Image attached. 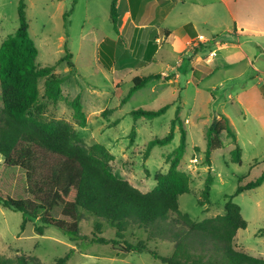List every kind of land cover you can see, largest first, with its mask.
I'll return each mask as SVG.
<instances>
[{"label": "rangeland", "instance_id": "374dc122", "mask_svg": "<svg viewBox=\"0 0 264 264\" xmlns=\"http://www.w3.org/2000/svg\"><path fill=\"white\" fill-rule=\"evenodd\" d=\"M18 4L19 0H0V47L5 39L17 31ZM26 4L29 33L39 51L37 65L40 68L54 66L55 72L65 79L62 84V96L57 103L44 96L45 79H41L39 100L30 114L40 115L45 120L69 122L88 148L101 144L110 151L114 160L109 163V167L116 176L129 181L142 192L152 190L156 186L155 175L169 170L170 155L180 145L179 124H176L178 132L175 133L174 140L168 145L156 146L146 157L147 144L155 138H164L170 132L171 122L176 115V104L181 99L180 88L187 84V80H180L174 96L171 88L173 84L167 83L164 78H178L176 73L166 70L162 73L161 80L150 81L129 101L122 104V100L133 86L135 76H145L161 70L171 60L161 58L164 54L160 53L153 63L139 65L137 60H129L123 54L125 45L120 44V58L116 60V68L106 69L100 62L99 42L103 37L114 34L110 21V0H26ZM71 9L70 16L65 19V13ZM66 47L73 55L74 69H71L67 62H59L66 55ZM210 57L209 55L208 58ZM174 62L175 60L171 63ZM187 70L195 71V67L190 66ZM230 74L220 75L228 80ZM194 89L190 86L186 93L185 108L179 107L182 113L180 117L190 118L196 125H192L193 129L189 132L187 148L179 166L180 170L189 175L191 181L190 193L179 198L180 210L189 214L194 221H202L225 214V205L231 199L240 206L241 214L248 223L246 229L239 230L236 246L252 256L264 258V235L260 236V231L264 228V184L235 196L239 186L256 180L262 174L264 163L260 161L256 164L252 160L253 155L257 153L244 137L240 115L228 104L225 110L232 116L234 130L241 132L240 138L245 148L243 162H232L231 151L234 144L226 141L223 148L213 152L211 167L209 166L205 134L210 123H205L211 121V113L223 108L216 109L214 103L210 106L207 103L209 94L206 91H200L198 101L195 102ZM78 95H81L88 121L87 127L84 128L80 127L74 118L72 103ZM167 104L175 107H170L164 115L153 120H136L131 114L140 108L153 110ZM2 106L0 85V109ZM117 120L119 124L109 128ZM183 127L185 129V125ZM133 129L135 136L132 138L130 134ZM260 149L259 156L264 154V148ZM195 159L198 161L194 162ZM2 165L3 158L0 155V167ZM8 171L12 172L7 181H12L13 185L4 188L8 189L9 195L15 199L31 197L27 190L25 172L17 167ZM209 173L213 177L211 197L208 204L201 206L198 201L202 199L201 193ZM59 211L60 209L56 210L54 215L59 216ZM172 216L177 217L176 214ZM97 224L101 225L99 236L117 239L113 226L88 213L83 214L80 222V234L86 238L74 242L54 227L46 228L43 235L35 231L34 222H28L23 229V214L0 206V255L10 258L25 256L29 259L28 264H56L59 258L73 250L68 264H164L149 252L125 254L122 244L93 243ZM147 239L145 230L134 225L125 234V241L133 244ZM148 245L151 250H157L164 257L172 256L174 251V245L169 241H149Z\"/></svg>", "mask_w": 264, "mask_h": 264}, {"label": "trees", "instance_id": "16d2710c", "mask_svg": "<svg viewBox=\"0 0 264 264\" xmlns=\"http://www.w3.org/2000/svg\"><path fill=\"white\" fill-rule=\"evenodd\" d=\"M117 0L112 1L110 16L114 31L118 30ZM72 9L65 13V19ZM19 26L14 35L4 40L0 47V85L2 108L0 109V206L23 214V225L35 223V231L43 235L46 228L54 227L71 241L85 239L80 234V222L84 213L103 219L116 229L117 239L99 236L101 225H95L92 242L103 245H123L125 254L149 252L164 264H264V258L252 256L236 246L239 230L246 229L247 221L241 208L231 199L225 205V214L202 221H194L179 207L180 196L190 193L189 175L180 170V162L187 148V132L176 110L171 129L164 138H155L147 144L146 157L156 146L170 144L175 138L176 124H179L180 145L170 155V168L166 173L155 175L156 186L142 192L129 181L116 176L109 167L114 160L110 151L101 144L87 147L73 126L64 120H45L40 115L32 116L30 111L39 100V81L45 79L44 96L57 103L62 96L65 79L55 72L54 66L40 68L37 65L38 48L29 33L26 0H19ZM192 25H187V30ZM116 43L107 38L100 45V62L106 69L114 65ZM73 55L67 50L59 62H67L74 69ZM161 74L135 76L133 86L122 104L147 86L151 80H161ZM171 77L164 78L165 81ZM74 118L80 127H87L88 121L83 109L81 95L73 103ZM171 105L159 109L134 110L131 114L137 120H153L164 115ZM119 124V120L110 127ZM135 136V129L130 137ZM225 138V139H224ZM206 158L211 167L214 151L229 141L235 145L231 151L233 163L242 164V148L237 143L229 119L215 112L206 130ZM133 143L134 140L132 139ZM20 168L26 174L27 190L31 197L15 199L8 189L13 185L7 181L8 169ZM264 171L254 181L237 188L235 196L261 187ZM213 177L209 173L202 199L198 204L209 203ZM5 189L6 192L3 190ZM60 209L59 216L54 212ZM172 214H176L174 218ZM137 226L147 233V241L133 244L125 241V234L131 226ZM264 235V228L260 236ZM164 240L173 243L172 256L164 257L157 250L149 248V241ZM73 250L57 260L56 264H68ZM25 256L14 258L0 255V264H28Z\"/></svg>", "mask_w": 264, "mask_h": 264}, {"label": "crops", "instance_id": "0c3cea01", "mask_svg": "<svg viewBox=\"0 0 264 264\" xmlns=\"http://www.w3.org/2000/svg\"><path fill=\"white\" fill-rule=\"evenodd\" d=\"M116 7L119 33L114 31L99 42L109 38L116 43L113 68L120 58V44L125 45L123 54L139 65L153 63L160 53L164 54L161 58L175 60L148 75H162L166 70L176 73L178 79L167 82L173 84L174 96L179 82L187 80L180 88L176 108H185L190 86L195 88V102L198 93L206 91L207 103L223 108L215 110V114L226 116L233 130L232 116L225 107H234L240 115L244 137L257 153L252 160L264 163V154L259 156L260 148H264V0H117ZM187 25H192L190 30ZM190 66L195 71L187 70ZM221 73H231V77L225 80ZM181 119L188 137L192 125H196L190 118ZM208 123L209 120L205 124ZM235 132L243 158L241 132ZM237 238L238 233L236 243ZM237 249L244 251L238 246Z\"/></svg>", "mask_w": 264, "mask_h": 264}, {"label": "built area", "instance_id": "2783aa9c", "mask_svg": "<svg viewBox=\"0 0 264 264\" xmlns=\"http://www.w3.org/2000/svg\"><path fill=\"white\" fill-rule=\"evenodd\" d=\"M197 161H198L197 159L194 160V162H197Z\"/></svg>", "mask_w": 264, "mask_h": 264}]
</instances>
